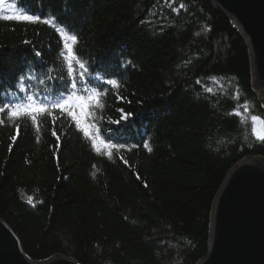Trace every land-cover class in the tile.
Instances as JSON below:
<instances>
[{
  "label": "trees",
  "instance_id": "1",
  "mask_svg": "<svg viewBox=\"0 0 264 264\" xmlns=\"http://www.w3.org/2000/svg\"><path fill=\"white\" fill-rule=\"evenodd\" d=\"M22 2L55 21L0 20V108L17 103L21 75L25 95L71 79L55 32L66 23L86 80L99 83L94 73L103 68L119 85L105 89L103 109H92V132L124 147L98 144L97 152L61 110L33 125L11 119L10 106L0 114V219L35 261L195 264L207 252L226 173L242 158L264 160V141L252 131L264 135V104L234 23L208 0ZM80 71L74 64L73 74Z\"/></svg>",
  "mask_w": 264,
  "mask_h": 264
},
{
  "label": "water",
  "instance_id": "2",
  "mask_svg": "<svg viewBox=\"0 0 264 264\" xmlns=\"http://www.w3.org/2000/svg\"><path fill=\"white\" fill-rule=\"evenodd\" d=\"M248 48L251 79L264 91V0H208ZM0 264H78L65 256L31 260L0 219ZM195 264H264V160L245 157L226 173L211 205L206 254Z\"/></svg>",
  "mask_w": 264,
  "mask_h": 264
},
{
  "label": "snow or ice",
  "instance_id": "3",
  "mask_svg": "<svg viewBox=\"0 0 264 264\" xmlns=\"http://www.w3.org/2000/svg\"><path fill=\"white\" fill-rule=\"evenodd\" d=\"M4 4L5 0H0V8H2ZM183 6V4L180 5V7ZM9 8H17L19 10L11 11L9 14L0 13V20L32 23L41 22L49 25L53 24L55 21L54 14L53 18L51 19L45 18L46 14L43 12L29 14L30 9L23 7L22 0H15V3L10 4ZM55 32L59 35L62 41L63 51H61L59 55L67 63V77H70L71 79L69 80L65 77H58L57 79L62 81L60 86L57 88H53L51 91L44 95H25V78L23 75H21L19 77V92L21 93V95L18 97V100L20 102L11 105L9 103H4L3 107L0 108V114L4 113L5 110L9 109V107L11 106V111L9 112V117L11 119L29 117L31 123L33 125H36L38 116H42L45 113H47L49 116H52V111H50V108L52 110L59 109L62 113H66L67 116L70 117L72 121H74L76 128L83 133L85 138L91 140L92 147L97 152L100 151V148L97 146L98 144L104 145L105 148H123L124 145L122 144H105L104 140L100 137L99 129H97L96 134H93L92 132V130L96 128V125L88 122L89 117L92 115L93 108L103 109L106 106L103 101L106 99L108 91H106L105 89L108 86L117 88L119 86L117 79H104V77H107L109 75V72H107L103 68H100L98 72L94 73V78L96 81H99V83H94L93 81L86 80V75L89 74V67L84 62H82L74 52V45H76L78 42V36L74 34V29H72L70 25H67L65 23L60 27H56ZM25 43H28V41H25ZM35 56L37 58H40L41 53L39 51H36ZM74 64L81 70L78 77L73 74ZM209 91H211V89H209ZM73 106L79 108V113L72 110ZM127 118L128 114H122L120 120H125ZM260 119L261 118L259 116L255 115L251 117V120L253 122H256ZM2 122L3 121H0V123ZM112 122L119 123L120 121L114 120ZM261 122L264 123V121ZM53 124H55V117H53ZM16 128L18 135L20 125L17 124ZM37 131H39L38 126ZM252 131L256 134L257 139L264 141V135L258 132L255 127H253ZM17 135H13L11 139L15 141L17 139ZM52 135L56 137L57 144L59 145L61 137L57 135L55 128H53L52 130ZM143 146L144 148L148 149V151H151L148 141H144ZM109 155H111V153H109ZM28 203H32V197H28Z\"/></svg>",
  "mask_w": 264,
  "mask_h": 264
},
{
  "label": "rangeland",
  "instance_id": "4",
  "mask_svg": "<svg viewBox=\"0 0 264 264\" xmlns=\"http://www.w3.org/2000/svg\"><path fill=\"white\" fill-rule=\"evenodd\" d=\"M10 4H12L11 0H5V4H4V6H3L2 8H0V10H1V11H3V10L5 11V10H7L6 8L9 9V5H10ZM254 88H256L257 94H258L260 100H261V101L263 102V104H264V91L261 90V89H259V88H257V87H255V86H254Z\"/></svg>",
  "mask_w": 264,
  "mask_h": 264
}]
</instances>
